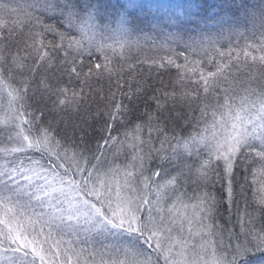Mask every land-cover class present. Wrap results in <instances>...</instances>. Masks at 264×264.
<instances>
[{"label":"snow or ice","instance_id":"obj_1","mask_svg":"<svg viewBox=\"0 0 264 264\" xmlns=\"http://www.w3.org/2000/svg\"><path fill=\"white\" fill-rule=\"evenodd\" d=\"M104 2L0 0V264H264V3Z\"/></svg>","mask_w":264,"mask_h":264},{"label":"trees","instance_id":"obj_2","mask_svg":"<svg viewBox=\"0 0 264 264\" xmlns=\"http://www.w3.org/2000/svg\"><path fill=\"white\" fill-rule=\"evenodd\" d=\"M17 2L23 6L24 0ZM261 3H264V0H105L103 7L108 15L121 14L139 24L166 23L179 18L180 27L191 34L198 27L203 28L218 18L227 20L240 15L241 5L259 6ZM214 38L219 40L220 44L227 43L219 37ZM237 198L240 208L243 209L239 185ZM226 207L225 205L221 210L225 220L228 218ZM233 218L235 222V207Z\"/></svg>","mask_w":264,"mask_h":264}]
</instances>
